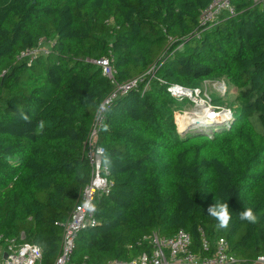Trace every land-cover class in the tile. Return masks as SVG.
Listing matches in <instances>:
<instances>
[{"label": "trees", "instance_id": "1", "mask_svg": "<svg viewBox=\"0 0 264 264\" xmlns=\"http://www.w3.org/2000/svg\"><path fill=\"white\" fill-rule=\"evenodd\" d=\"M212 1L0 0L1 235L23 234L55 264L91 180L84 144L113 91L95 61L113 55L118 81L139 83L106 114L98 145L112 185L72 263L133 261L151 252L145 237L181 230L203 257L221 238L242 264L264 256V0H232L236 15L203 24ZM44 40L48 54L18 59ZM214 80L237 89L233 120L180 133L169 88ZM218 202L229 204L227 228L207 213ZM247 207L254 224L239 218Z\"/></svg>", "mask_w": 264, "mask_h": 264}, {"label": "built area", "instance_id": "2", "mask_svg": "<svg viewBox=\"0 0 264 264\" xmlns=\"http://www.w3.org/2000/svg\"><path fill=\"white\" fill-rule=\"evenodd\" d=\"M254 4L260 3L263 0H250ZM223 13H228L231 16L236 15V10L232 5V0H213L210 5L201 13V22L209 24L215 22ZM52 41H42L37 48L33 50H26L20 56L19 60L25 58H34L39 55L48 54ZM114 56L105 57L101 60L95 61L102 69V75L113 86V91L105 99L95 115L90 134L84 144L85 155L91 166V180L83 189L79 203L74 208L69 220L64 226L62 244L60 253L55 261V264H74L72 263V256L74 254L76 240L79 233L89 226H95L98 220L95 216V202L98 198L109 193L112 181L110 179V170L104 163L105 149L98 145V136L101 128L106 120V114L113 104V102L124 95H127L131 90L136 88L139 79H133L126 82H119L117 79L118 72L114 66ZM221 88L223 90H221ZM218 91L226 93V87L221 86ZM201 89H187L181 86H172L169 92L173 97L192 98L194 93H199ZM190 93V95H183V93ZM201 93V92H200ZM213 115L219 116L222 113L216 109L208 110ZM181 111L180 113H182ZM203 112V111H201ZM200 113V112H199ZM186 114V113H185ZM201 115V114H200ZM214 122L215 124L229 123L233 120V112H226ZM198 116V115H197ZM211 117V116H210ZM214 119V118H210ZM176 120V115H175ZM177 129L179 132V126ZM197 123H192L188 126L191 129L193 126H198ZM208 125V124H207ZM206 123L203 126H207ZM203 237V249L210 252L212 249L211 243ZM152 245L150 253H143L133 261L125 262L114 260L107 264H242L243 260L237 258L230 252V246L227 240L219 239L213 250L211 256L203 257L197 253L192 252V238L191 235L183 230L179 231L173 237H164L158 232L145 237ZM0 264H43V251L35 244L24 242V235L20 237L6 238L0 234ZM254 264H264V256L259 257Z\"/></svg>", "mask_w": 264, "mask_h": 264}, {"label": "rangeland", "instance_id": "3", "mask_svg": "<svg viewBox=\"0 0 264 264\" xmlns=\"http://www.w3.org/2000/svg\"><path fill=\"white\" fill-rule=\"evenodd\" d=\"M221 86L226 87V93L223 94L222 91H218V88H221ZM221 90L223 89L221 88ZM200 92L197 94L194 93L192 98H180L179 96L175 97L182 104V109L180 110L183 112L180 113V111H176V123L178 124L180 131H185L188 126L191 125V123H193L194 121L197 122L195 119H190L182 123L181 119L185 116L195 117L197 113L202 114L203 112L201 111L216 109L220 113L223 112L220 115V119H223L222 116H224V113L229 111L232 112L238 107L237 89L234 86L230 85L229 82H227L226 80H214L206 82L202 85ZM209 113L214 114L210 111ZM216 117L218 118L219 116ZM208 122H213V125H215V123H218L214 121ZM208 122H200L197 124L203 126L204 123H206L207 125Z\"/></svg>", "mask_w": 264, "mask_h": 264}, {"label": "clouds", "instance_id": "4", "mask_svg": "<svg viewBox=\"0 0 264 264\" xmlns=\"http://www.w3.org/2000/svg\"><path fill=\"white\" fill-rule=\"evenodd\" d=\"M25 119H27V117H25ZM42 126L43 123L41 124V127ZM207 213L219 222L218 227L220 228H227L232 219L229 211V204L226 202L213 203L207 208ZM239 218L253 224L259 219L252 207H247L241 211L239 213Z\"/></svg>", "mask_w": 264, "mask_h": 264}, {"label": "bare ground", "instance_id": "5", "mask_svg": "<svg viewBox=\"0 0 264 264\" xmlns=\"http://www.w3.org/2000/svg\"><path fill=\"white\" fill-rule=\"evenodd\" d=\"M183 95H190V93L188 92V93H183ZM201 114V113H200ZM200 114H198L197 113V115L195 116V117H189V116H185L184 118H182L181 119V121H182V123L183 122H185V121H187V120H192V119H195L197 122H195V123H202V122H208V121H213V119H210V118H214V119H216L217 117H215L213 114H211V113H209V111H203V113L200 115ZM187 115H189V114H187ZM211 116V117H210ZM219 117H220V115H219ZM192 122V121H191ZM193 122V123H194ZM192 124V123H191ZM182 131V130H181Z\"/></svg>", "mask_w": 264, "mask_h": 264}, {"label": "water", "instance_id": "6", "mask_svg": "<svg viewBox=\"0 0 264 264\" xmlns=\"http://www.w3.org/2000/svg\"><path fill=\"white\" fill-rule=\"evenodd\" d=\"M207 124H208V125H213L214 123H213V122H208ZM180 133H181V132H180Z\"/></svg>", "mask_w": 264, "mask_h": 264}]
</instances>
